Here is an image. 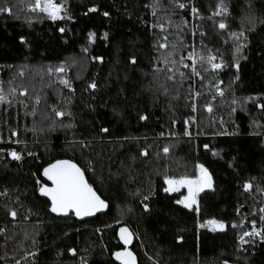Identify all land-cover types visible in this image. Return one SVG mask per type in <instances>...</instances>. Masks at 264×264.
<instances>
[{
	"label": "trees",
	"instance_id": "trees-1",
	"mask_svg": "<svg viewBox=\"0 0 264 264\" xmlns=\"http://www.w3.org/2000/svg\"><path fill=\"white\" fill-rule=\"evenodd\" d=\"M189 1L67 0V17L52 21L29 11L32 0H0L12 7L11 15L0 13V92L5 97L0 103V193L7 190L0 195V264H118L112 254L121 247L122 227L134 235L138 264H264L260 237L239 242L253 219L257 229L264 227L259 211L264 208V111L256 107L264 103V0H193L202 16L197 42L224 66L213 72L201 65L196 100L188 79L180 76L182 64H165L166 59L179 61L189 48L188 13L177 7ZM111 3L128 8L143 28L123 31L114 25L103 15ZM221 5L229 14L213 16ZM92 7L98 10L88 12ZM249 17H255L254 26ZM220 22L227 29H219ZM157 24L164 25L163 32L153 27ZM90 32L95 33L91 42ZM233 32L247 39L237 40ZM164 36L168 47L160 48ZM238 44L243 45L239 52ZM80 55L89 62L84 77L75 73L71 58ZM58 66L65 71L48 72ZM170 67L177 69L173 80L167 78L173 75ZM218 81H223V97L214 87ZM92 82L94 90L88 88ZM234 97L239 103L232 104ZM53 108L71 115L56 117ZM194 115L197 139L184 135V121ZM144 148L147 156L140 155ZM12 150L21 161L7 155ZM57 159L72 160L84 170L109 205L105 213L77 222L47 211V202L36 193V178ZM197 164L213 178V187L198 196L199 213L195 206L189 210L175 203L185 191L163 192L166 175L191 176ZM246 182L253 184L247 192ZM145 195L149 200H143ZM10 210L17 212L14 220ZM208 219L224 222L225 230L199 227Z\"/></svg>",
	"mask_w": 264,
	"mask_h": 264
},
{
	"label": "snow or ice",
	"instance_id": "snow-or-ice-1",
	"mask_svg": "<svg viewBox=\"0 0 264 264\" xmlns=\"http://www.w3.org/2000/svg\"><path fill=\"white\" fill-rule=\"evenodd\" d=\"M67 3V0H32V3L29 6V11L33 13H42L43 18L50 19L52 21L62 20L67 17V9L65 7V4ZM157 3H159V0H157ZM177 7L181 10L186 8V5L184 3H177ZM220 10L216 11L214 15H221L222 12L226 13L228 10L226 7L218 6ZM251 7V5H249ZM98 9L96 7H92L88 9V12H96ZM0 13H8L9 15L12 14V7L8 6L6 3L0 4ZM191 13L197 14L198 9L195 6L191 7ZM155 11H153V15H155ZM87 15V13H85ZM103 15L107 17L109 15L108 12H104ZM187 21H185L186 23ZM256 19L255 17H249V24L255 25ZM261 23H264V21H261ZM153 27H159L160 30L164 31V25L163 24H157L153 25ZM219 29L225 30L227 29V24L224 22H220L218 25ZM251 30V29H250ZM59 31L63 33L65 31L64 28H60ZM201 35H204L201 33ZM193 36H195V33H193ZM232 36L235 37L237 40H239L240 37H244V39H247L246 36H244L243 32H240L239 34L233 32ZM95 37V33H89V41L91 42ZM105 38H107V33H105ZM164 42L159 44L160 48H167V40L168 37H163ZM21 43H24V38L21 37ZM173 50H175V45L172 46ZM241 47L243 45H237L236 51L239 52ZM83 51L87 52V49H84ZM173 53H170L169 55H173ZM94 59L102 60L101 57H95ZM185 57L181 56L179 61L176 60H165V64L171 63L173 65L176 64H182L184 68H188V64H184ZM189 60H192L191 68L194 75L199 76L200 73L196 69V63L197 58L196 54L192 53L188 56ZM199 61L203 64H209L211 65V70L213 72L219 70L222 68L221 63H215L216 60L215 56L209 55L206 59L203 56H200ZM133 64L136 63L135 58L131 61ZM237 69L239 68V65H236ZM205 71H208L207 68L204 69ZM65 71L63 66H58L55 68H49L48 72L51 74L52 72L55 73H63ZM155 71H160V69H155ZM169 73H173V75H169L167 78L169 80L174 79V74L177 71L175 67H170L167 69ZM184 73L180 72V76L184 77ZM236 79H239L237 76ZM61 84H63L65 87H68L70 90L74 91V89H71L70 82L67 79H60L59 81ZM223 81H218L214 87H216L217 94L220 97H223L225 95L223 89L219 87L220 84H222ZM97 85L95 82H92L88 85V88L96 89ZM13 91H15L13 89ZM165 92L167 90L165 89ZM26 94L25 92H22L21 95ZM196 95H199V93H196ZM215 99V97H213ZM247 101H254L258 98L255 97H247L245 98ZM5 97L0 92V103L4 102ZM37 103H39V98H37ZM239 101L234 97L232 100V104H237ZM206 110L208 112H212V106L211 104L205 105ZM256 107L264 111V103H257ZM192 110L195 111V103L192 105ZM233 112L236 111L235 108L232 109ZM53 112L55 113L56 117H64L65 115H71L70 112L66 113L61 110H57L56 108H53ZM34 114V112H33ZM141 120H146V116H140ZM191 122H195V118H191ZM175 123V121L173 122ZM184 123L187 125L189 123V120H185ZM223 123V121H221ZM71 127V125H68ZM102 133H108L109 129L106 127H102L100 129ZM12 136H16L17 132L12 131ZM185 136H190L191 133L185 129L184 132ZM17 143H20V141H17ZM83 143V142H81ZM205 149L208 148V145H204ZM4 149L0 148V152H3ZM163 152L165 154H168L169 148L165 146L163 148ZM14 161H21L22 155L18 153L15 150H12L7 153ZM29 156L35 155L32 152H28ZM140 155L147 156L148 150L147 148H144L140 151ZM213 155H216V153H213ZM134 159V158H133ZM196 172L193 175H181L179 177L175 176H165L164 178V184L166 187H163L164 193H177L180 192L181 189L186 188L187 189V195H182L180 199H177L175 201L176 204L182 205L184 208L192 210L193 206L195 205V211L197 213L200 212L199 202H198V196L201 192H203L205 189H211L213 187V178L212 175L209 173L208 169L203 164H197L196 166ZM42 177L45 178L44 182H41V180H37L36 184L39 186L38 191L39 194L43 197H46L50 201L49 211L51 213H55L57 215L62 216H69V214H74L77 218H84V217H91L96 215L97 213L106 210L109 205L107 202L100 197V195L97 194V191L93 188V186L88 183V181L85 179V172L82 170L80 166L77 165V163H74L72 160L69 159H57L54 162H50L47 164L46 167H43ZM50 182V183H49ZM244 190L250 191L253 188V184L251 182H246L243 185ZM7 190L5 192L0 193V195H6ZM150 196L145 195L143 197L144 201L149 200ZM143 203V202H142ZM143 208L145 212L150 211L149 205L147 203H143ZM260 213V221L261 224L264 225V208L259 209ZM237 214L239 215V208L237 209ZM9 215L14 220L17 216V212L15 210H10ZM254 215V214H253ZM27 219V217H25ZM256 220L253 219L251 221V231H244L243 234L239 237V242L241 245L249 243L248 240L245 239V237H260L261 241L264 242V227H261L260 229H257L256 227ZM210 227L212 231H224L225 230V224L224 222L217 220V219H208L204 221V223L199 224V227ZM239 225L233 224L232 227H238ZM99 231V229H97ZM4 232V229H0V233ZM119 236L121 241L124 244V249L122 251H117L113 255L115 256V259L120 261V264H137L136 256L133 254L132 251L128 249V245L132 242L133 233L130 232V230L127 227L120 228ZM69 252L74 256L76 255V250L74 248L69 249ZM31 255H35V253H31ZM19 264V261L17 262ZM82 264H87L86 261H82ZM224 264H228L227 261H224Z\"/></svg>",
	"mask_w": 264,
	"mask_h": 264
},
{
	"label": "built area",
	"instance_id": "built-area-1",
	"mask_svg": "<svg viewBox=\"0 0 264 264\" xmlns=\"http://www.w3.org/2000/svg\"><path fill=\"white\" fill-rule=\"evenodd\" d=\"M184 4L186 5V8L183 9V11H186L188 13V15L186 16V18L184 20V26L187 27V29L189 30V48L186 51L185 55L183 56V57H185L183 63L188 64L189 67L184 68L182 65L181 72H183L185 74L184 77L188 79V82H189L190 87H191L190 88L191 96H192L193 100H196L200 95L201 85H199L198 82L201 81L200 69H201V65H203V63H201L198 58L200 56H203L206 59L209 55H212V54L205 53L202 50V48L200 47V41L197 42V39H196L197 34H198V30H199V21L202 18L201 14L199 13V8L195 5L193 0H190L189 2H185ZM192 6H195L198 9L197 14L191 13V7ZM218 10H220L219 7H217L212 12L213 16L224 17V16L229 14V10L227 9L228 11L226 13L222 12L221 15H214V13ZM185 21H187V22L185 23ZM193 33H195V36H193ZM192 53L196 54V58H197L196 69L200 73L199 76L193 74L192 68H191L192 60L188 59V56ZM212 56H214V55H212ZM214 62L219 63L217 59ZM206 65H208L211 68V65H209V64H206ZM223 68H224V66H222V68L219 70H222ZM196 93H199V95H196ZM193 117L195 118V115L192 116L191 118H193ZM191 118L189 119V123L187 125L185 124V129L187 128V130L191 133V135L185 136V137L197 139L199 137L200 133L197 132L196 119H195V122H191ZM185 129H184V131H185Z\"/></svg>",
	"mask_w": 264,
	"mask_h": 264
},
{
	"label": "rangeland",
	"instance_id": "rangeland-1",
	"mask_svg": "<svg viewBox=\"0 0 264 264\" xmlns=\"http://www.w3.org/2000/svg\"><path fill=\"white\" fill-rule=\"evenodd\" d=\"M109 16L111 17L112 23L117 25L123 31H132L135 29L143 28V23L137 20L125 6L118 3H111L109 7ZM104 24V21L101 22ZM74 60V71L84 77L86 70L88 69V58L85 56H71ZM185 191L187 195V189H181ZM180 190V191H181ZM206 190V189H205ZM195 206V205H194Z\"/></svg>",
	"mask_w": 264,
	"mask_h": 264
},
{
	"label": "water",
	"instance_id": "water-1",
	"mask_svg": "<svg viewBox=\"0 0 264 264\" xmlns=\"http://www.w3.org/2000/svg\"><path fill=\"white\" fill-rule=\"evenodd\" d=\"M83 170V169H82ZM85 179L87 180V178H86V176H85ZM88 181V180H87ZM88 183H89V181H88ZM38 185L36 186V193H37V195L38 196H41L40 194H39V191H38ZM94 188V187H93ZM108 209V208H107ZM107 209L106 210H103V211H101V212H99V213H97L96 215H94V216H91V217H84V218H77L74 214H72L71 215V218H73L75 221H77V222H82V221H85V220H88V219H92V218H94V217H96L97 215H99V214H102V213H105L106 211H107ZM48 212L52 215V216H54V217H56V218H68V217H70V216H62V215H57V214H55V213H51L49 210H48ZM118 239H119V243H120V245H122L123 246V248H120V249H118V250H115L114 252H113V254L115 253V252H117V251H122L123 249H124V244H123V242L121 241V239H120V236H119V234H118ZM133 243H134V235H133V238H132V242L127 246L128 247V249L130 250V251H132L133 252V254L136 256V254L134 253V251L132 250V245H133ZM112 254V258H113V260L116 262V263H118V264H120V261H118V260H116L115 259V256ZM136 261H137V264H138V258H137V256H136Z\"/></svg>",
	"mask_w": 264,
	"mask_h": 264
},
{
	"label": "flooded vegetation",
	"instance_id": "flooded-vegetation-1",
	"mask_svg": "<svg viewBox=\"0 0 264 264\" xmlns=\"http://www.w3.org/2000/svg\"><path fill=\"white\" fill-rule=\"evenodd\" d=\"M53 162H54V161H53ZM45 167H46V166H45ZM41 173H42V171L40 172L39 178H36V181L39 179V180H41V182H44L45 178L42 177ZM49 183H50V182H49ZM36 186H37V184H36ZM40 197H41L43 200H45V201L47 202L46 209H47V211H48L49 206H50V201H49L46 197H43V196H40ZM71 215H72V214H69L70 217H68V218H71ZM72 219H73V218H72ZM120 248H123V246L121 245ZM120 248H119V249H120Z\"/></svg>",
	"mask_w": 264,
	"mask_h": 264
}]
</instances>
